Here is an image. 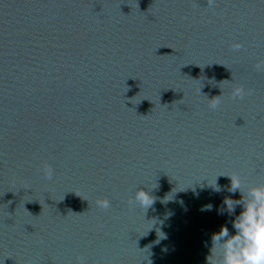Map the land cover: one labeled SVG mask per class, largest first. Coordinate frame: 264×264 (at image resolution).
Instances as JSON below:
<instances>
[{
	"label": "water",
	"instance_id": "95a60500",
	"mask_svg": "<svg viewBox=\"0 0 264 264\" xmlns=\"http://www.w3.org/2000/svg\"><path fill=\"white\" fill-rule=\"evenodd\" d=\"M229 176L264 184V0H0V264H217Z\"/></svg>",
	"mask_w": 264,
	"mask_h": 264
},
{
	"label": "clouds",
	"instance_id": "9594fccd",
	"mask_svg": "<svg viewBox=\"0 0 264 264\" xmlns=\"http://www.w3.org/2000/svg\"><path fill=\"white\" fill-rule=\"evenodd\" d=\"M232 47L238 50L241 45L235 42ZM242 92L241 88H236L233 90V95L239 97ZM217 97L208 99L210 108L217 107ZM229 177L231 184L228 191L231 193L239 191L242 199L234 201L225 198L224 206L229 216L233 215L237 206L240 207V211L231 220L234 230L232 234H229L228 227L225 225H221L219 231L212 234L211 250L214 246L219 249L217 264H264V184L251 186L242 193L239 177ZM214 190L219 191L220 189L216 187ZM133 198L143 208L152 204V198L142 189H137ZM97 206L107 208L109 201L107 198L98 200ZM211 209L212 205L208 204L202 206L201 211ZM165 238L163 233L159 234V239ZM163 250L166 251V249Z\"/></svg>",
	"mask_w": 264,
	"mask_h": 264
}]
</instances>
